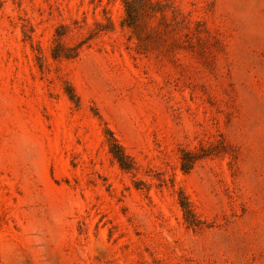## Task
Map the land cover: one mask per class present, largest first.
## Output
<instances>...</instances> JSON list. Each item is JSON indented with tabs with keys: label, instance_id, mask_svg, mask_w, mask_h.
I'll return each mask as SVG.
<instances>
[{
	"label": "rangeland",
	"instance_id": "obj_1",
	"mask_svg": "<svg viewBox=\"0 0 264 264\" xmlns=\"http://www.w3.org/2000/svg\"><path fill=\"white\" fill-rule=\"evenodd\" d=\"M0 264H264V0H0Z\"/></svg>",
	"mask_w": 264,
	"mask_h": 264
},
{
	"label": "trees",
	"instance_id": "obj_2",
	"mask_svg": "<svg viewBox=\"0 0 264 264\" xmlns=\"http://www.w3.org/2000/svg\"><path fill=\"white\" fill-rule=\"evenodd\" d=\"M114 144V146H115V149H116V151H115V153H116V156L120 159V161L122 162V163H124L125 162V160H124V153L122 152V149H121V147L117 144V143H113Z\"/></svg>",
	"mask_w": 264,
	"mask_h": 264
}]
</instances>
